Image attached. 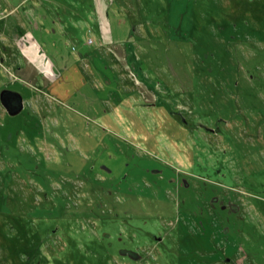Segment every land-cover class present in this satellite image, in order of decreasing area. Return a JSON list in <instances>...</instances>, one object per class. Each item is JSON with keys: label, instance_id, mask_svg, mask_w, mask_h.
<instances>
[{"label": "rangeland", "instance_id": "obj_1", "mask_svg": "<svg viewBox=\"0 0 264 264\" xmlns=\"http://www.w3.org/2000/svg\"><path fill=\"white\" fill-rule=\"evenodd\" d=\"M0 264H264V0H0Z\"/></svg>", "mask_w": 264, "mask_h": 264}, {"label": "crops", "instance_id": "obj_2", "mask_svg": "<svg viewBox=\"0 0 264 264\" xmlns=\"http://www.w3.org/2000/svg\"><path fill=\"white\" fill-rule=\"evenodd\" d=\"M24 39V46L22 47L23 54L26 57L32 59L41 69H43L44 73H47L50 78L47 77L46 84L49 86L45 92L49 95L48 97L52 96L53 98H60L63 94L68 92L69 94L71 89V84L74 82L75 84H81L84 82L82 73L77 69V67H70L59 73H56L55 66L52 61L49 59L48 50L49 47L46 45V39L51 40L43 36L38 38L33 34L31 31H27L22 34ZM18 42V40H17ZM52 44L54 43L53 40L50 41ZM38 60V61H36ZM29 67V66H28ZM36 66L30 68L31 71L29 74L35 73V75H42L40 72H37V69L33 70ZM27 69V68H25ZM82 77V78H81ZM86 81V80H85ZM77 86V85H76ZM78 88V87H76ZM67 93V94H68ZM130 213V212H129ZM133 213V212H132Z\"/></svg>", "mask_w": 264, "mask_h": 264}, {"label": "bare ground", "instance_id": "obj_3", "mask_svg": "<svg viewBox=\"0 0 264 264\" xmlns=\"http://www.w3.org/2000/svg\"><path fill=\"white\" fill-rule=\"evenodd\" d=\"M145 91V90H144Z\"/></svg>", "mask_w": 264, "mask_h": 264}]
</instances>
